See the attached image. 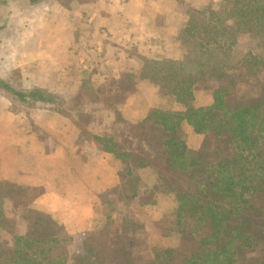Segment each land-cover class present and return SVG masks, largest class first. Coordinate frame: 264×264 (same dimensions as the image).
Listing matches in <instances>:
<instances>
[{"label": "crops", "instance_id": "obj_1", "mask_svg": "<svg viewBox=\"0 0 264 264\" xmlns=\"http://www.w3.org/2000/svg\"><path fill=\"white\" fill-rule=\"evenodd\" d=\"M188 21V10L178 0H44L36 5L18 0L0 4V78L14 89L57 92L70 102L80 94L84 79L92 77L122 116L118 120L115 111H101L105 130L126 151L148 163L137 174L140 193L131 204L135 218L146 226L159 250H181L184 242L190 244L191 253L197 245L195 237L185 236L193 239L191 244L182 236L180 247L174 248L170 244L177 236L164 233V216L178 208L177 197L166 190V184L177 189L180 178L171 170L169 159L154 150L155 129L147 120L156 110L185 115L187 108L172 89L140 79L142 59L187 62L192 58ZM238 47L242 53L261 52L260 40L252 36H241ZM128 73L137 77L136 85L133 95L119 105L126 96L124 77ZM220 87L212 75L202 74L193 107L213 106L214 92ZM2 91L0 183L8 199L0 251H7L21 235L59 237L60 249L47 258L82 264L89 251L99 246V236L107 244L104 227L108 216L113 215L116 222L125 218L114 213L126 203V168L68 116L39 105L28 117L26 108L17 110V104L12 105L14 97ZM178 134L191 151L202 150L210 137L197 135L187 122ZM31 211L46 215L52 225L37 226Z\"/></svg>", "mask_w": 264, "mask_h": 264}, {"label": "trees", "instance_id": "obj_2", "mask_svg": "<svg viewBox=\"0 0 264 264\" xmlns=\"http://www.w3.org/2000/svg\"><path fill=\"white\" fill-rule=\"evenodd\" d=\"M14 1L18 0H0V4ZM28 1L36 5L44 0ZM188 18L192 58L187 62L142 59L140 79L172 89L187 108L185 115L156 110L147 120L154 125L155 150L170 160L171 170L180 178L177 189L166 184V190L174 192L178 200L176 212L163 219L166 232L186 233L187 219L189 236L199 235L200 240L190 254L179 257L173 249L153 248L143 224L128 220L120 226L108 217L104 230L108 246L101 252L91 249L82 264H247L242 261L245 255L264 253V0H224L220 7L211 0L203 9L189 8ZM241 36L259 39L261 52L235 55ZM205 72L221 87L214 92L213 106L196 109L195 89ZM91 78L84 80L81 93L71 103L39 89L16 90L1 78L0 89L22 104L28 117L39 105L68 116L106 153L120 160L130 184L124 199L133 203L140 193L137 174L148 163L126 151L105 130L101 111H115L118 120L122 116ZM124 78L126 96L119 105L133 95L136 85L134 74ZM241 84L251 88L242 96L238 93ZM92 106L101 111L84 113ZM78 111L79 118L74 115ZM184 122L197 135H210L201 151H191L180 138L178 130ZM212 137L220 140L219 147L209 148ZM7 199L0 183V230L7 225ZM30 217L37 226L52 225L46 215L36 211ZM60 247L59 237L17 236L7 251H0V264H68L47 258ZM135 249L147 255L137 258Z\"/></svg>", "mask_w": 264, "mask_h": 264}, {"label": "rangeland", "instance_id": "obj_3", "mask_svg": "<svg viewBox=\"0 0 264 264\" xmlns=\"http://www.w3.org/2000/svg\"><path fill=\"white\" fill-rule=\"evenodd\" d=\"M187 10L190 8V9H192V8H200V9H203V8H205L207 5H208V3L211 1V0H178ZM218 1V3H215L214 2V0H213V4H214V6H218V7H220L221 5H222V3H223V1L224 0H217ZM49 3H51V2H49ZM241 47H237L236 49H237V51L240 49ZM236 49H235V53H236ZM240 51V50H239ZM244 50H241L239 53H242ZM237 54V53H236ZM237 55H239V54H237ZM205 73H208V72H205ZM236 73L237 72H234L233 73V75H236ZM204 74V73H203ZM209 75H211V73H208ZM18 77H20V74L18 73V74H16ZM89 77L87 76L86 77V79H84V80H87ZM15 89H17V90H19V91H21L22 90V87H20V86H15ZM3 93H5L6 95H9L8 93H6V92H4V91H2ZM80 93H81V91H80ZM238 93L240 94V96H242L243 94H245V93H247V89H245L244 88V86L241 84V85H239V89H238ZM2 95V94H1ZM50 95H52V96H54V97H59L60 98V94L59 93H57V92H54V93H51L50 92ZM10 96V95H9ZM250 96H252V95H250ZM73 101V100H72ZM72 101H70L69 103H71ZM15 104H17V110H19V111H21V112H23V110L20 108V107H24L22 104H20L18 101H16L15 103H12V105H15ZM25 108V107H24ZM97 111H101V108H96L95 106H92V107H89L88 108V111H86L85 110V112L84 113H86V112H88V113H93V112H97ZM75 114L74 115H78L79 113H80V111H78V112H74ZM82 114H84L83 113V110H82V112H81ZM80 113V114H81ZM80 114H79V116H78V118L80 117ZM99 115V114H98ZM101 115V114H100ZM213 139L214 140H212L211 141V143H210V145H209V148H217V147H219L220 146V140L219 139H216L215 137H213ZM217 141V142H216ZM214 143H215V145H214ZM206 144V143H205ZM205 144H204V146H205ZM204 146H203V148H204ZM202 148V149H203ZM154 150H155V143H154ZM156 151V150H155ZM201 151V150H200ZM156 152H158V151H156ZM158 153H160V152H158ZM212 154H214V153H212ZM170 161V160H169ZM171 167V166H170ZM167 186V185H166ZM129 188H130V184L128 183V185H127V189H126V192H124L123 193V197H124V195L126 194V193H128V191H129ZM125 200V199H124ZM124 202H126V200L124 201ZM131 204L132 203H129V202H126V203H123L122 204V207H121V209L120 210H118V211H116V213H114L115 215L116 214H120V215H122V216H124L125 218H123V219H119V222H116V220H114L118 225H120V226H123L128 220H131V221H134V222H137V223H140V224H143V223H141L139 220H137L135 217H136V215H135V213H134V211L133 210H131ZM173 215V214H172ZM168 216H171V215H168ZM108 217H111V218H113V215H109ZM116 217H117V215H116ZM164 217H166V216H164ZM164 219V218H163ZM33 221V220H32ZM106 223H107V220H106ZM162 224H163V226H164V233H166V234H168V233H171V234H173V235H175V236H177V238H176V240H172L171 242H172V244H170V246H174V248H178V247H180V244L183 242V240L184 239H186V237L185 236H189V229H190V226H189V228H188V221H187V219H185V221H184V227H183V229L185 230V232L186 233H183V234H181V233H179V232H175V231H172V232H166V226H165V224H164V222H163V220H162ZM144 225V224H143ZM7 226V225H6ZM106 227V226H105ZM105 227H104V230H105ZM6 228V227H5ZM4 228V229H5ZM144 228H145V230H146V232H147V234H148V238H149V242H150V245L153 247V248H155V249H158V247L155 245V242L152 240V236H151V234L147 231V228H146V226H144ZM105 232V231H104ZM102 234V233H101ZM105 234V233H104ZM180 235V236H179ZM107 236V235H106ZM182 236H183V240H182ZM108 237V236H107ZM195 238V241H197V243L199 242V235H195L194 236ZM98 239L99 240H97V244L99 245V246H97L96 248L97 249H94L95 251H97V252H101V251H104L105 249H106V247H104L102 250H99L100 249V247L102 246V245H105L104 244V242L101 240V236H99L98 237ZM188 240L190 241H192L193 242V239H190V237H187V239H186V242L188 243ZM190 241V243L192 244V242ZM103 242V243H102ZM102 243V244H101ZM108 243H109V239L107 238V244L105 245V246H108ZM188 245H190L189 243H188ZM188 245H186V244H184V242H183V247H182V249L180 250V249H178V250H175V249H173V250H175V252L177 253V255L179 256V257H181L183 254H189L190 253V248H189V246ZM186 246V247H185ZM157 247V248H156ZM185 247V248H184ZM190 247H192V246H190ZM168 248H170V247H168ZM172 248V247H171ZM162 250H166V249H162ZM135 254H136V257L137 258H139V257H144L145 255H147V253H144V252H142L141 250H139V249H135ZM242 261H246V263L247 264H262L261 262H264V253H253V254H250V255H245V257H243L242 258Z\"/></svg>", "mask_w": 264, "mask_h": 264}]
</instances>
